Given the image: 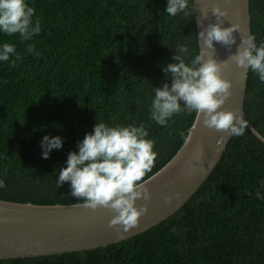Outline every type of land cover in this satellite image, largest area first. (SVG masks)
Returning a JSON list of instances; mask_svg holds the SVG:
<instances>
[{"label": "trees", "instance_id": "16d2710c", "mask_svg": "<svg viewBox=\"0 0 264 264\" xmlns=\"http://www.w3.org/2000/svg\"><path fill=\"white\" fill-rule=\"evenodd\" d=\"M41 32L30 41L0 32L15 46V66L0 61V197L38 203L83 202L70 182L58 186L69 152L96 122L145 125L157 153L152 173L178 149L191 114L167 126L150 118L153 88L170 86L162 67L178 44L199 53L194 12L170 17L167 0H25ZM193 0H188L189 11ZM251 34L264 41V0H249ZM29 44L40 55L27 53ZM166 77V78H165ZM246 118L264 136V83L249 70ZM62 147L48 159L44 136ZM264 142L247 127L231 136L199 190L173 216L106 250L0 264H264Z\"/></svg>", "mask_w": 264, "mask_h": 264}, {"label": "clouds", "instance_id": "9594fccd", "mask_svg": "<svg viewBox=\"0 0 264 264\" xmlns=\"http://www.w3.org/2000/svg\"><path fill=\"white\" fill-rule=\"evenodd\" d=\"M165 12L174 17L178 13L192 15L188 0H167ZM202 21L208 19L207 11L201 10ZM216 18L215 23L202 26L196 38L202 41L199 53L186 63L189 48L178 44L172 56V62L163 66L166 79L161 88H153L155 93L150 105V118L160 126H167L173 115L181 113H196L199 123L209 130L222 132L230 136H241L246 128V122L233 111L222 110L225 102L232 95V82L225 78V70L232 65L249 70L258 75L264 83V41L259 46L256 37L242 32L239 24L222 27L228 16L226 9L215 6L211 9ZM34 8L28 6L25 0H0V32L13 36L19 34L21 41H30L41 32L40 21L33 22ZM235 33H240V43L234 54L231 48L236 44ZM214 42L221 44L228 51V58L217 61ZM27 53L35 54L34 45L29 44ZM15 56L12 65L21 61L14 45H0V61L7 62ZM165 77V78H166ZM183 136V133H181ZM148 132L145 125L138 127L108 126L96 122L91 133H86L78 142L77 151L69 152L66 166L59 169L56 182L60 187L70 182L71 196L83 199L80 205L95 213L103 209L111 215L108 228L118 234L134 229L141 217L148 212L150 193L144 182V177L151 172L157 153L153 151L154 141L146 139ZM60 137L44 136L40 147L42 158L48 159L53 149L62 147ZM217 143H221L218 141ZM5 187L0 180V188ZM256 198L264 199L260 192ZM143 200L137 206V201ZM171 197L165 196V204Z\"/></svg>", "mask_w": 264, "mask_h": 264}, {"label": "water", "instance_id": "95a60500", "mask_svg": "<svg viewBox=\"0 0 264 264\" xmlns=\"http://www.w3.org/2000/svg\"><path fill=\"white\" fill-rule=\"evenodd\" d=\"M249 4V0H193L197 37L202 26L215 23L216 18L211 13L215 6L228 11L222 27L239 24L242 32L252 35ZM201 10L208 13V19L202 24ZM234 37L236 44L231 48L232 54L240 43V33H235ZM198 45L200 50L202 41ZM214 47L217 61L228 58L229 51L224 46L214 42ZM248 74L249 71L244 73L235 65L225 70V78L232 82V95L222 110L235 112L264 142V136L246 118L244 111ZM230 137L203 127L193 112L177 151L144 179L151 196L148 212L127 233L118 234L108 228L111 215L103 209L93 213L80 206L83 202L45 204L0 197V262L102 251L153 228L173 216L199 190L221 159ZM165 196L171 197L170 203L165 204ZM136 203L139 206L144 201Z\"/></svg>", "mask_w": 264, "mask_h": 264}, {"label": "bare ground", "instance_id": "6f19581e", "mask_svg": "<svg viewBox=\"0 0 264 264\" xmlns=\"http://www.w3.org/2000/svg\"><path fill=\"white\" fill-rule=\"evenodd\" d=\"M197 34V33H196ZM199 51V50H198Z\"/></svg>", "mask_w": 264, "mask_h": 264}]
</instances>
